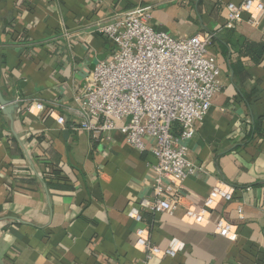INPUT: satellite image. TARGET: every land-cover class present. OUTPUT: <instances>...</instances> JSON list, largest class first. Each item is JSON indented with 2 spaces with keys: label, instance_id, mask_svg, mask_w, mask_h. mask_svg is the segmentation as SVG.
<instances>
[{
  "label": "crops",
  "instance_id": "0c3cea01",
  "mask_svg": "<svg viewBox=\"0 0 264 264\" xmlns=\"http://www.w3.org/2000/svg\"><path fill=\"white\" fill-rule=\"evenodd\" d=\"M242 1L0 0V87L19 99L12 118L0 109V264H141L135 241L143 223L127 212L151 194L154 158L118 132L94 140L68 126L85 75L114 48L94 22L138 4H153L150 23L174 38L213 34L220 89L186 141L200 168L183 181V206L201 208L217 181L235 189L206 226L183 223V207L144 212L155 246L183 244L150 264H264V54L251 49L264 43V14L253 23L241 13L239 24L224 27L225 5ZM37 101L40 113L25 112ZM218 218L234 232L214 233Z\"/></svg>",
  "mask_w": 264,
  "mask_h": 264
},
{
  "label": "built area",
  "instance_id": "2783aa9c",
  "mask_svg": "<svg viewBox=\"0 0 264 264\" xmlns=\"http://www.w3.org/2000/svg\"><path fill=\"white\" fill-rule=\"evenodd\" d=\"M153 7L138 4L94 22L95 30L114 48L85 75L83 87L73 98L76 108L71 117L75 120L68 122L72 131H85L94 140H109L118 132L128 146L154 158L149 168L151 194L127 212L143 223L136 230L135 241V248L144 254L141 264L174 257L183 248L175 240L165 248L155 246L143 222L144 212L173 214L183 207V223L206 226L218 203L232 199L235 192L232 185L217 181L201 208L183 206V181L200 168L188 160L186 141L193 137L220 89V68L209 51L213 34L198 32L174 38L157 31L150 23ZM225 7L226 28L239 24L241 13L253 23L264 14L262 0L228 2ZM62 35L68 36L66 32ZM32 107L40 113L43 104L26 103L25 112L31 113ZM54 119L60 125L65 121L60 115ZM214 223L216 234L234 232L223 218Z\"/></svg>",
  "mask_w": 264,
  "mask_h": 264
},
{
  "label": "water",
  "instance_id": "95a60500",
  "mask_svg": "<svg viewBox=\"0 0 264 264\" xmlns=\"http://www.w3.org/2000/svg\"><path fill=\"white\" fill-rule=\"evenodd\" d=\"M157 31H167L165 28L157 29ZM18 106V102L13 101L12 99H7L1 90L0 87V109L6 113L10 118H12V113L15 107Z\"/></svg>",
  "mask_w": 264,
  "mask_h": 264
},
{
  "label": "trees",
  "instance_id": "16d2710c",
  "mask_svg": "<svg viewBox=\"0 0 264 264\" xmlns=\"http://www.w3.org/2000/svg\"><path fill=\"white\" fill-rule=\"evenodd\" d=\"M250 47V46H249ZM252 52L256 53L257 55H263L264 54V43H261V44H257V43H254L252 44ZM261 119V118H260ZM259 125H260V120L256 121L255 124H254V132H258L259 130ZM52 170L50 172L46 171L44 174H45V177L48 178L49 176H51V174L57 170V169H53L51 168ZM47 180V179H46Z\"/></svg>",
  "mask_w": 264,
  "mask_h": 264
}]
</instances>
